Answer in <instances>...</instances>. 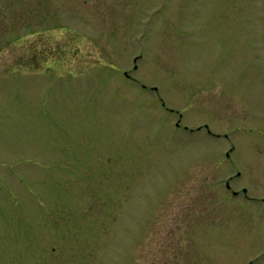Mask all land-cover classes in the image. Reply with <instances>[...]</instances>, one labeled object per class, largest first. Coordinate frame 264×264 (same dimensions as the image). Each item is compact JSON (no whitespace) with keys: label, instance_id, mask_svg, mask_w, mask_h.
<instances>
[{"label":"rangeland","instance_id":"1","mask_svg":"<svg viewBox=\"0 0 264 264\" xmlns=\"http://www.w3.org/2000/svg\"><path fill=\"white\" fill-rule=\"evenodd\" d=\"M235 93L264 109V0H0V264H264L196 128Z\"/></svg>","mask_w":264,"mask_h":264},{"label":"flooded vegetation","instance_id":"2","mask_svg":"<svg viewBox=\"0 0 264 264\" xmlns=\"http://www.w3.org/2000/svg\"><path fill=\"white\" fill-rule=\"evenodd\" d=\"M141 86L146 87L144 83ZM151 88L156 90L155 86ZM223 100L224 97L220 99L221 105ZM231 101L240 105L234 106L230 115L221 108L220 130L215 132L206 123L196 128L218 139L223 173L221 184L239 203L261 207L264 214V184L261 181L264 178V109L258 110L248 96L239 93L232 94Z\"/></svg>","mask_w":264,"mask_h":264},{"label":"water","instance_id":"3","mask_svg":"<svg viewBox=\"0 0 264 264\" xmlns=\"http://www.w3.org/2000/svg\"><path fill=\"white\" fill-rule=\"evenodd\" d=\"M135 66V65H134Z\"/></svg>","mask_w":264,"mask_h":264}]
</instances>
